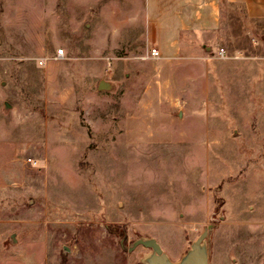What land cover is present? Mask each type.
<instances>
[{
    "label": "rangeland",
    "instance_id": "374dc122",
    "mask_svg": "<svg viewBox=\"0 0 264 264\" xmlns=\"http://www.w3.org/2000/svg\"><path fill=\"white\" fill-rule=\"evenodd\" d=\"M147 29L146 0H0V264L177 261L210 225L211 264H264V18L158 57Z\"/></svg>",
    "mask_w": 264,
    "mask_h": 264
},
{
    "label": "crops",
    "instance_id": "0c3cea01",
    "mask_svg": "<svg viewBox=\"0 0 264 264\" xmlns=\"http://www.w3.org/2000/svg\"><path fill=\"white\" fill-rule=\"evenodd\" d=\"M235 3L247 16L264 18V0H146V35L161 54L178 53L188 37L210 42L222 28L224 7Z\"/></svg>",
    "mask_w": 264,
    "mask_h": 264
},
{
    "label": "water",
    "instance_id": "95a60500",
    "mask_svg": "<svg viewBox=\"0 0 264 264\" xmlns=\"http://www.w3.org/2000/svg\"><path fill=\"white\" fill-rule=\"evenodd\" d=\"M113 84L102 80L99 88L103 90L112 89ZM10 107L9 103H6ZM215 225L206 227L201 235L192 242L190 248L180 260H173L162 248L157 239L153 237H141L135 240L129 247V251L134 250L139 245L150 249L144 258L145 264H211V244L210 236Z\"/></svg>",
    "mask_w": 264,
    "mask_h": 264
},
{
    "label": "built area",
    "instance_id": "2783aa9c",
    "mask_svg": "<svg viewBox=\"0 0 264 264\" xmlns=\"http://www.w3.org/2000/svg\"><path fill=\"white\" fill-rule=\"evenodd\" d=\"M150 53H151V56H154V57H158L161 54L159 48H157V47H152ZM219 54H220V56H225V54H226L225 49L221 48L219 51ZM63 56H64V50L59 49L58 50V57H63Z\"/></svg>",
    "mask_w": 264,
    "mask_h": 264
}]
</instances>
